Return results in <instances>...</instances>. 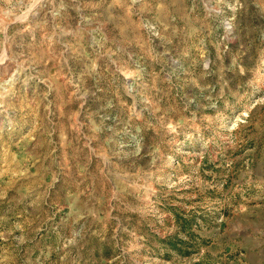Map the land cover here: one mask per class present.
<instances>
[{
  "label": "rangeland",
  "instance_id": "1",
  "mask_svg": "<svg viewBox=\"0 0 264 264\" xmlns=\"http://www.w3.org/2000/svg\"><path fill=\"white\" fill-rule=\"evenodd\" d=\"M4 63L0 264H264V0H0Z\"/></svg>",
  "mask_w": 264,
  "mask_h": 264
},
{
  "label": "bare ground",
  "instance_id": "2",
  "mask_svg": "<svg viewBox=\"0 0 264 264\" xmlns=\"http://www.w3.org/2000/svg\"><path fill=\"white\" fill-rule=\"evenodd\" d=\"M12 66V65H11ZM9 67V65H5V63L4 64H0V68L1 69H7ZM15 68V67H14ZM8 71V70H7ZM3 72H5V71H3ZM1 78H2V76H1Z\"/></svg>",
  "mask_w": 264,
  "mask_h": 264
}]
</instances>
